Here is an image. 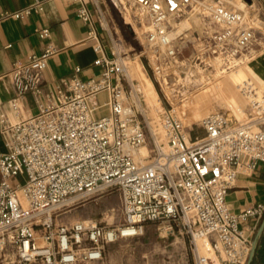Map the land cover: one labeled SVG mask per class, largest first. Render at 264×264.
I'll use <instances>...</instances> for the list:
<instances>
[{"label": "built area", "instance_id": "2783aa9c", "mask_svg": "<svg viewBox=\"0 0 264 264\" xmlns=\"http://www.w3.org/2000/svg\"><path fill=\"white\" fill-rule=\"evenodd\" d=\"M216 1L131 0L155 72L176 63L180 47L172 34L193 8L214 27L205 30L208 56L239 66L264 50L262 8L253 0L245 1L243 10ZM65 2L77 6V16L89 26L100 75L83 80L76 67L72 77L46 94L36 115L15 124L0 106L5 146L0 152V264H92L118 240L141 237L149 224L163 226L167 236L186 235L194 264H249L264 203L236 214L227 198L241 176H253L264 165V92L252 79L241 81L238 91L248 120L234 123L215 112L202 120L204 136H192L175 108L161 102L158 110L143 102L120 44L113 43L112 56L106 53L88 3ZM94 9L108 31L98 1ZM42 11L39 2L0 14V20ZM37 34L47 42L44 53L17 63L10 73L15 88L10 105L17 114L29 94L42 95L49 62L61 52L49 29ZM103 109L106 114H100ZM143 148L148 156L139 161ZM20 176L23 182H12ZM113 190L120 196L122 225L67 224L60 218L72 206Z\"/></svg>", "mask_w": 264, "mask_h": 264}, {"label": "rangeland", "instance_id": "374dc122", "mask_svg": "<svg viewBox=\"0 0 264 264\" xmlns=\"http://www.w3.org/2000/svg\"><path fill=\"white\" fill-rule=\"evenodd\" d=\"M217 2L208 0V4ZM222 3L229 8L243 10L245 0ZM99 4L103 14L108 8L115 19L119 33L109 29L108 24L107 28L125 53L130 76L143 102L158 110L162 109L161 102L166 107L175 108L192 136L201 138L204 136L201 123L209 114L221 112L234 123L248 120L247 105L239 94L238 85L243 80L252 79L264 92V83L253 76L251 63L255 57L250 59L247 56L242 59L246 60L243 64L229 66L221 58L208 56L203 49L208 40L205 30H214V27L196 8L189 9L177 22L180 54L176 63L163 68L164 73L161 74L160 71L155 72L148 62L145 35L136 21L138 12L131 0H100ZM128 15L131 17L129 22ZM260 45L264 47V44ZM258 49V46L254 48ZM106 97L102 95V99ZM106 112L103 109L100 114ZM24 179L20 176L13 178L12 182H23ZM60 218L67 224L95 221L116 227L124 223L116 190L84 200L63 212ZM92 264H194V259L186 235L176 232L167 236L163 226L149 224L141 237L118 240L107 247L102 261Z\"/></svg>", "mask_w": 264, "mask_h": 264}, {"label": "crops", "instance_id": "0c3cea01", "mask_svg": "<svg viewBox=\"0 0 264 264\" xmlns=\"http://www.w3.org/2000/svg\"><path fill=\"white\" fill-rule=\"evenodd\" d=\"M85 1L94 14L98 37L106 53L112 56L113 43L117 41L112 38L111 30L105 31L98 24L94 2L100 0ZM39 2L43 4V11L39 14L21 19L9 17L0 20V106H4L13 124L22 118L36 115L39 106L45 103L46 94L50 91L55 92L63 78L72 77L76 67L82 69L80 76L83 80L100 75V69L94 66L98 54L88 41L89 26L77 16V6L69 5L65 0H0V14H14ZM253 2L262 8L264 16V0ZM103 15L109 29L115 30L118 34L119 29L111 11L105 8ZM43 29L51 31L50 41L61 52L49 62L42 95L29 94L23 102V112L17 114L10 105L15 95L10 73L17 63H26L30 56L44 53L47 42L37 34L38 30ZM252 61L253 76L264 83V50ZM0 152H5L1 134ZM227 201L230 209L236 214H240L251 205L264 203V165H260L253 176H241L236 187L229 193Z\"/></svg>", "mask_w": 264, "mask_h": 264}, {"label": "trees", "instance_id": "16d2710c", "mask_svg": "<svg viewBox=\"0 0 264 264\" xmlns=\"http://www.w3.org/2000/svg\"><path fill=\"white\" fill-rule=\"evenodd\" d=\"M252 264H264V232L259 239Z\"/></svg>", "mask_w": 264, "mask_h": 264}, {"label": "water", "instance_id": "95a60500", "mask_svg": "<svg viewBox=\"0 0 264 264\" xmlns=\"http://www.w3.org/2000/svg\"><path fill=\"white\" fill-rule=\"evenodd\" d=\"M247 2H250V0H245ZM264 232V219L259 227V230L255 236V239H254V242H253V252H252V256L250 258V261H249V264H252L253 263V259H254V256H255V253H256V250H257V245H258V242H259V239L260 237L262 236Z\"/></svg>", "mask_w": 264, "mask_h": 264}, {"label": "bare ground", "instance_id": "6f19581e", "mask_svg": "<svg viewBox=\"0 0 264 264\" xmlns=\"http://www.w3.org/2000/svg\"><path fill=\"white\" fill-rule=\"evenodd\" d=\"M228 1V0H227ZM243 8H244V4H243ZM242 8V9H243ZM131 18V17H130ZM130 18H129V15H128V17H127V21L129 22V21H131L130 20ZM177 27V25L175 26V28ZM187 28L189 27L188 25L186 26ZM176 30L177 29H175V31L173 32V34H172V37L173 38H177L179 35H177V33H176ZM182 31V30H181ZM178 32V31H177ZM177 35V36H176ZM205 117H207V116H205ZM204 117V118H205ZM203 118V119H204ZM148 156V151H147V149H145V148H143L141 151H140V153L138 154V156H137V160H141V159H143V158H145V157H147Z\"/></svg>", "mask_w": 264, "mask_h": 264}]
</instances>
